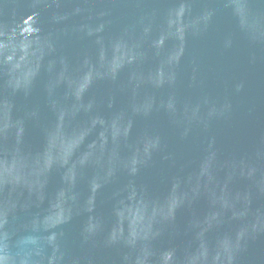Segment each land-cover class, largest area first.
<instances>
[{
    "label": "water",
    "instance_id": "water-1",
    "mask_svg": "<svg viewBox=\"0 0 264 264\" xmlns=\"http://www.w3.org/2000/svg\"><path fill=\"white\" fill-rule=\"evenodd\" d=\"M0 264H264V0H0Z\"/></svg>",
    "mask_w": 264,
    "mask_h": 264
}]
</instances>
